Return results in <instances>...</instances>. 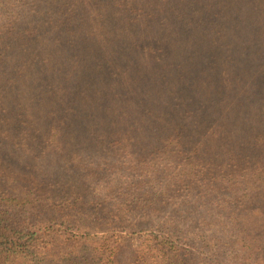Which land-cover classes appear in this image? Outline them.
<instances>
[{
    "label": "trees",
    "instance_id": "1",
    "mask_svg": "<svg viewBox=\"0 0 264 264\" xmlns=\"http://www.w3.org/2000/svg\"><path fill=\"white\" fill-rule=\"evenodd\" d=\"M124 232L126 264H264V0H0V264Z\"/></svg>",
    "mask_w": 264,
    "mask_h": 264
},
{
    "label": "rangeland",
    "instance_id": "2",
    "mask_svg": "<svg viewBox=\"0 0 264 264\" xmlns=\"http://www.w3.org/2000/svg\"><path fill=\"white\" fill-rule=\"evenodd\" d=\"M5 160V159H4ZM24 173L32 174L31 170L23 169ZM116 240L119 245V256L117 257V261L119 264H126V250L129 246H135L139 242V237L130 236L127 233H120L116 235Z\"/></svg>",
    "mask_w": 264,
    "mask_h": 264
}]
</instances>
